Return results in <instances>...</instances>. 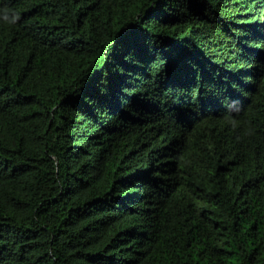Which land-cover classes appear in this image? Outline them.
Returning a JSON list of instances; mask_svg holds the SVG:
<instances>
[{"label": "trees", "instance_id": "1", "mask_svg": "<svg viewBox=\"0 0 264 264\" xmlns=\"http://www.w3.org/2000/svg\"><path fill=\"white\" fill-rule=\"evenodd\" d=\"M0 264H264V0H0Z\"/></svg>", "mask_w": 264, "mask_h": 264}, {"label": "clouds", "instance_id": "2", "mask_svg": "<svg viewBox=\"0 0 264 264\" xmlns=\"http://www.w3.org/2000/svg\"><path fill=\"white\" fill-rule=\"evenodd\" d=\"M14 19H18V17H15Z\"/></svg>", "mask_w": 264, "mask_h": 264}]
</instances>
